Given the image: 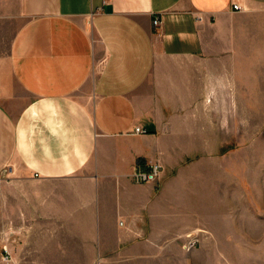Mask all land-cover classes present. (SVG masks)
I'll list each match as a JSON object with an SVG mask.
<instances>
[{
	"label": "crops",
	"instance_id": "obj_1",
	"mask_svg": "<svg viewBox=\"0 0 264 264\" xmlns=\"http://www.w3.org/2000/svg\"><path fill=\"white\" fill-rule=\"evenodd\" d=\"M262 53L264 0H0L8 215L79 228L84 258L153 253L185 230L175 172Z\"/></svg>",
	"mask_w": 264,
	"mask_h": 264
},
{
	"label": "rangeland",
	"instance_id": "obj_2",
	"mask_svg": "<svg viewBox=\"0 0 264 264\" xmlns=\"http://www.w3.org/2000/svg\"><path fill=\"white\" fill-rule=\"evenodd\" d=\"M249 66L244 80H230L229 103H216L217 131L203 137L202 154L187 156L174 173L182 233L130 261L84 258L81 243L70 242L79 228L14 224L0 184V264H264V53Z\"/></svg>",
	"mask_w": 264,
	"mask_h": 264
},
{
	"label": "built area",
	"instance_id": "obj_3",
	"mask_svg": "<svg viewBox=\"0 0 264 264\" xmlns=\"http://www.w3.org/2000/svg\"><path fill=\"white\" fill-rule=\"evenodd\" d=\"M232 10L236 12L242 11L238 5H232ZM159 24V20L155 19L153 21V26H157ZM140 128H136L135 132H140ZM162 165L159 163L151 164L147 171L142 169H137L133 175L131 176L132 181L134 180L136 183H147V182H154L159 180L162 174Z\"/></svg>",
	"mask_w": 264,
	"mask_h": 264
}]
</instances>
